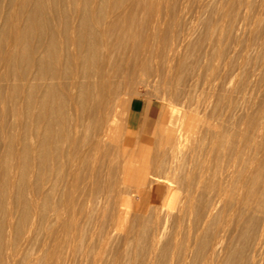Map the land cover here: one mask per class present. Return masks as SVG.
I'll list each match as a JSON object with an SVG mask.
<instances>
[{"label":"rangeland","instance_id":"rangeland-1","mask_svg":"<svg viewBox=\"0 0 264 264\" xmlns=\"http://www.w3.org/2000/svg\"><path fill=\"white\" fill-rule=\"evenodd\" d=\"M53 1L57 5L53 16L59 17L55 23L64 30L76 24L92 36L83 39L91 53L89 64L76 66L63 58L56 67L63 72L61 78H52V66L41 70L35 63L41 42L56 51L68 49L67 40H52L45 23L38 28L28 23L32 10L41 8L40 0H0V264H253L251 254L264 228V0H52L46 4ZM46 16L50 22L55 19ZM157 16L162 25L154 29ZM35 18L42 20L44 14ZM15 27L21 40L16 39ZM15 43L21 56L17 64L9 60ZM106 43L108 50H103ZM109 45L114 50L109 51ZM147 49L151 56L147 70L135 68ZM105 51H113L112 67L118 69V76L109 90L110 105L102 108L94 96H85L98 81L87 70L101 68ZM210 63L218 67L212 86L204 78ZM73 69L85 75L74 77ZM42 72L44 81L37 78ZM228 78L231 86L223 87ZM75 79H82L87 88L72 92L81 96V126L71 134L63 115L72 114L71 106L66 107L71 100L66 86ZM38 82L63 87L57 88L59 97L56 94L54 101L64 120L52 127L47 147H41L47 137L41 131L47 124L34 121L40 111ZM136 100H142L146 109L133 127L130 106ZM197 118L199 122L194 121ZM113 126L119 127L117 140L110 135ZM53 130L56 136L61 133L59 143ZM219 131L225 138L222 145L212 140ZM181 139H187L182 149L175 145ZM238 146L248 160L257 157L262 169L254 188L259 198L253 197L243 216L236 203L241 178L229 180L226 171L231 150ZM143 153L149 154V165L140 163ZM137 158L138 163L133 162ZM125 165L135 173L126 172ZM141 174L148 176L149 185ZM150 186L154 192L146 196ZM216 238L222 247L214 260Z\"/></svg>","mask_w":264,"mask_h":264},{"label":"bare ground","instance_id":"bare-ground-1","mask_svg":"<svg viewBox=\"0 0 264 264\" xmlns=\"http://www.w3.org/2000/svg\"><path fill=\"white\" fill-rule=\"evenodd\" d=\"M65 1V0H64ZM50 2H52V0H40V4L42 5L41 6V8L39 7V9H35V10H32V12H31V18L29 19L30 21H28V23L30 22V25L32 26V28H38L40 25L42 26L44 23H45V25H46V27L49 29V32L51 33V36H52V40H54L55 42H57V43H62V42H65L66 40V42H67V44H68V46H67V50L66 51H64V52H66L65 54L66 55H64V52L63 51H60V50H53V49H49L48 47H51L50 46V44H49V46L48 47H46V44H43L42 42H41V40H40V46H39V48H37V50L35 51L36 53L37 52H39V54H40V57H36L35 58V60H37V62H35L36 64H38V66H39V68H41V70H43L45 67L47 68L48 66L49 67H53V71H50V72H52V74H53V77H52V75H51V77L52 78H61L62 77V75L63 74H61V73H63L62 71H61V73L58 71V68H56V67H58V66H60V64L62 63V60H64V59H66V57H68L69 58V60H71L76 66H78V65H80L81 63L82 64H89L88 63V61H89V59H90V50H88L89 48H88V46H87V44H85L84 43V40L83 39H86V38H88L89 37V39H88V41L92 38V36H91V38H90V35H89V33L90 32H86L85 30H83L82 29V27L81 26H78V25H71V26H69V27H66V29L64 30V29H62L61 28V26L58 24V23H55L56 22V19H58L57 17H54L53 15L54 14H56L57 13V10H56V8H57V5H54L55 4V1H53V3L51 4V6H49L48 4H46V3H50ZM37 3V2H36ZM64 3V2H63ZM63 3H61V5L63 4ZM70 4H71V2H70ZM65 5V4H64ZM65 8H66V6H65ZM70 8V7H69ZM72 8V7H71ZM83 9V8H82ZM62 10V9H61ZM65 10V9H64ZM82 11V10H81ZM80 11V12H81ZM204 11V10H203ZM56 12V13H55ZM136 12V11H135ZM37 14H41V15H43L44 14V18L42 19V20H38V21H36V16H37ZM46 15H50V16H53L55 19L54 20H52V22H50L48 19H46L45 17H47ZM72 15V14H71ZM157 15V14H156ZM5 16V15H4ZM26 17V16H25ZM84 17V16H83ZM158 17V16H157ZM85 18V17H84ZM64 19H66V18H64ZM73 19V18H72ZM28 20V19H27ZM79 19H77V21H78ZM83 20V19H82ZM81 20V21H82ZM170 20V19H169ZM55 21V22H54ZM154 22H153V27H154V29H159L160 27H161V25H162V21H161V19L158 17V18H156L155 17V19L153 20ZM57 22H58V20H57ZM89 22V21H88ZM174 22V21H173ZM264 22V21H263ZM75 23H77V22H75ZM213 23V22H212ZM62 24H64V23H62ZM151 24V23H150ZM217 24V23H216ZM68 25V24H67ZM260 25V24H259ZM9 26V25H8ZM7 26V27H8ZM18 26V25H17ZM85 26V25H84ZM116 26V25H115ZM143 26V25H142ZM141 26V27H142ZM94 27V26H93ZM241 27V26H240ZM44 28V27H43ZM110 28H112V27H110ZM215 28V27H214ZM242 28V27H241ZM91 29V28H90ZM146 29V28H145ZM217 29V28H216ZM40 30H41V27H40ZM94 30V29H93ZM147 30V29H146ZM38 31H39V29H38ZM96 31V30H95ZM118 31V30H117ZM127 31V30H126ZM131 31V30H130ZM211 31V30H210ZM15 32H16V39H17V37H18V34L17 33H19V31H17V28L15 27ZM40 32V31H39ZM42 32H43V30H42ZM93 32V31H92ZM104 32V31H103ZM102 32V33H103ZM106 32V31H105ZM21 34V33H20ZM19 34V35H20ZM97 34V33H96ZM106 34V33H105ZM154 34V33H153ZM103 35V34H102ZM174 35V34H173ZM38 36V35H37ZM156 36V35H155ZM21 37V36H20ZM104 37V36H103ZM102 37V38H103ZM128 37H130L129 35H128ZM177 37V36H176ZM105 38V37H104ZM103 38V39H104ZM178 38H179V36H178ZM16 39H14V40H16ZM18 39H20L19 37H18ZM93 39H94V37H93ZM150 39V38H149ZM157 39V38H156ZM182 39V38H181ZM21 40V39H20ZM51 40V39H50ZM51 40V41H52ZM87 40V39H86ZM98 40V39H97ZM100 40V39H99ZM183 40V39H182ZM188 40V39H187ZM48 41V40H47ZM92 41V40H91ZM90 41V42H91ZM106 41V40H105ZM108 41V40H107ZM178 40H176V42H177ZM15 42V41H14ZM13 42V43H14ZM65 42V43H66ZM148 43L150 42L149 40L147 41ZM153 42H154V40H153ZM159 42V41H158ZM182 42V41H181ZM50 43V42H49ZM95 43V42H94ZM104 44H105V42H103ZM108 44H109V42H107ZM106 43V44H107ZM143 43H144V41H143ZM164 43V42H163ZM17 43H15L14 45H13V50H12V55L10 54V57H9V60H12L13 59V61H14V63H18V61H19V58L21 57L20 56V54H19V47H18V45H16ZM86 46H85V45ZM108 44L106 45V49H104V47H103V50H108ZM150 44H154V43H150ZM149 44V45H150ZM180 44V43H179ZM38 45V44H37ZM48 45V44H47ZM56 45V44H55ZM149 45H147L148 47H149ZM156 45V44H155ZM159 45V44H158ZM157 45V46H158ZM176 45V44H175ZM57 46V45H56ZM63 45H61V47H62ZM96 46V45H95ZM109 46H111V45H109ZM144 46V45H143ZM142 46V47H143ZM147 46H144V47H146V48H148ZM64 47V46H63ZM102 47V46H101ZM179 47V46H178ZM111 48H112V46L111 47H109V51L111 50ZM140 48V47H139ZM145 48V49H146ZM161 48V47H160ZM172 48H173V46H172ZM171 48V49H172ZM35 49V48H34ZM39 49V50H38ZM91 49V48H90ZM101 49V48H100ZM113 49V48H112ZM116 49V48H115ZM143 49V48H142ZM152 49H154V48H152ZM53 50V51H52ZM114 50V49H113ZM140 50V49H139ZM177 51H178V49H176ZM256 50V49H255ZM101 51H102V49H101ZM133 51V50H132ZM137 51H138V49H137ZM144 52H143V56H142V58H141V61H140V59L138 60V61H140L137 65H136V67L135 68H139V69H144V70H147V66H148V63H149V60H150V54H148V49H147V51L146 50H143ZM152 51V50H151ZM157 51V50H156ZM34 52V53H35ZM103 52V51H102ZM106 52L107 51H105V54H102V55H106ZM111 52H113V51H111ZM111 52H107V55H106V57L107 58H103V60L105 61V63L101 66V68L100 69H96L94 72H92V70H90L89 71V69L87 70L88 71V73L87 74H89V76H91L92 78H93V80L94 79H98V81H93V83L92 82H89V84H87V85H90V83H92L91 85H92V87H93V90H92V87H91V91H88V90H90V89H87V94H86V98H91V96L93 97H95L96 99H97V103H99L101 106H102V108L103 107H107L108 105H110L109 104V99H110V97H109V90L111 91V89H110V87H111V85H113L112 84V81L114 80V78L116 77V76H118V69L116 68V67H112L113 66V63H114V61H113V55H112V53ZM117 53H118V51H117ZM155 53V52H154ZM165 53H167V51L165 52ZM211 53V52H210ZM125 54V53H124ZM173 54V53H172ZM94 56H95V53H94ZM165 56H166V54H165ZM175 56V55H174ZM92 57V56H91ZM117 57H118V55H117ZM122 57V56H121ZM155 57V56H154ZM64 58V59H63ZM127 58V57H126ZM130 58V57H129ZM157 58H158V56H157ZM157 58H156V60H157ZM212 58V57H211ZM118 59V58H117ZM128 59V58H127ZM152 59H153V57H152ZM155 59V58H154ZM34 60V59H33ZM67 60V59H66ZM101 60V59H100ZM122 61H123V63H124V60H123V57H122V59H121ZM120 60V61H121ZM7 61V60H6ZM112 61H113V63H112ZM127 61V60H126ZM130 61H132V60H130ZM136 62H138L137 60H135ZM173 61V60H172ZM172 61H170L171 62V65H172ZM68 62V61H67ZM117 62V61H116ZM9 63H10V61H9ZM64 63H66L65 61H64ZM70 63V62H69ZM128 63V62H127ZM130 63V62H129ZM128 63V64H129ZM136 64V63H135ZM151 64V63H150ZM175 64V63H174ZM168 65H170V63L168 64ZM175 65H178V64H175ZM180 65V64H179ZM234 65V64H233ZM37 66V65H36ZM76 66H72V68H74V67H76ZM127 66V65H126ZM125 66V67H126ZM173 66V65H172ZM205 66V65H204ZM209 66V65H208ZM167 67V66H166ZM171 67V66H170ZM170 67H168L169 69H168V71L170 72ZM182 67V66H181ZM184 67V66H183ZM81 68V67H80ZM120 68V67H119ZM133 68H134V66H133ZM178 68V67H177ZM197 68V67H196ZM202 68H203V66H202ZM214 68H218V67H213L212 66V64L210 63V66H209V69H208V67H206V69H208L207 70V76L206 77H204V78H206V84L208 85H211L212 84V79H213V75H214ZM243 68V67H242ZM77 69V68H76ZM76 69H73L74 71H76ZM130 69H131V67H130ZM150 69V68H149ZM165 69V68H164ZM179 69V68H178ZM204 69H205V67H204ZM203 69V70H204ZM46 70H48V69H46ZM78 70V69H77ZM82 70V69H81ZM174 70V69H173ZM176 70V69H175ZM72 73L74 72V71H72V70H70ZM135 71V70H134ZM201 71V70H200ZM200 71H199V73H200ZM206 71V70H205ZM204 71V72H205ZM217 71V70H216ZM65 73H66V71H64ZM78 72H80V71H76L75 73H74V77L76 76V77H82V76H84L85 75V73H83L82 75L81 74H79ZM84 72V71H83ZM144 72V71H143ZM176 71H174V73H175ZM44 72H42L41 74L40 73H38L39 74V76L37 77L38 79H40V80H43L44 81V79H45V73L43 74ZM198 73V72H197ZM67 74V73H66ZM65 74V75H66ZM166 74H168V73H166ZM261 74V73H260ZM25 75V74H24ZM68 76H69V78L72 76V74L71 75H69V74H67ZM176 75V74H175ZM68 76H66V77H68ZM149 76V75H148ZM170 75H168V77H169ZM241 76V75H240ZM1 77V76H0ZM63 77H64V75H63ZM73 77V76H72ZM159 77V76H158ZM180 77V76H179ZM182 77V76H181ZM197 77V76H196ZM226 77V76H225ZM35 78V77H34ZM120 78V77H119ZM167 78V77H166ZM67 79V78H66ZM73 79V78H72ZM78 79V78H77ZM174 79V78H173ZM200 79V78H199ZM229 79V78H228ZM40 80H37V81H40ZM49 80V79H48ZM64 80V79H63ZM62 80V81H63ZM68 80V79H67ZM82 80V79H81ZM80 80V81H81ZM90 80V79H89ZM92 80V79H91ZM166 80V79H165ZM50 81V80H49ZM80 81H78V80H73V81H71V83L69 82V81H67V82H69L70 84L68 85V86H66V88H67V90H68V93H69V98L71 99L70 100V103L68 104V105H66V107L68 106H71V113L72 114H66V115H63V116H66V120H65V122H67V126H68V129H69V132L71 133H73V131L74 130H76V132H79V131H77V129H78V127H80L81 125H80V109H81V102H80V99H81V96L79 95L78 97H75V94H73L72 92H73V90H77V89H79L80 88V90L82 89V87H85L86 85V82H83V84H82V82L80 83ZM226 82L223 84V87H228V84L230 85V82H231V80L229 79L228 81L227 80H225ZM52 82V81H51ZM59 82V81H58ZM67 82H65V83H67ZM169 82V81H168ZM197 84V83H196ZM47 84H45V83H37V85H36V89H37V95H38V104H39V109H40V111H39V113L37 114V116H36V114L34 115V117H36L35 118V123L36 124H38L39 126H42V124H47V126H45V127H43V128H45V131H46V129H47V132H45L43 129V131H41V133H42V135H46L47 134V137H45V139H44V145H43V143H42V146L41 147H43V146H49V142H50V140H51V136H52V127L54 126V125H61V120L60 119H62V120H64L63 119V117L61 118L60 116V114H59V111H58V109H57V105L58 104H56V102L57 101H54V99H56L57 97H56V94H57V92H56V90H57V88L59 87H61V85H60V83L57 85V83H54V84H52V83H50V84H48L47 86H46ZM167 85V84H166ZM208 85V86H209ZM46 86V87H45ZM63 86H64V84H63ZM212 86V85H211ZM231 86V85H230ZM233 86V85H232ZM113 87V86H112ZM111 87V88H112ZM46 88V89H45ZM58 88V89H59ZM63 87H61L60 88V90L62 89ZM65 88V89H66ZM85 88H87V86L85 87ZM89 88V87H88ZM114 88V87H113ZM204 89H205V87H204ZM210 89H212L211 87H210ZM228 89V88H227ZM64 90V89H63ZM85 90V89H84ZM115 90V89H114ZM113 90V91H114ZM226 90V89H225ZM112 91V92H113ZM79 92V91H78ZM211 92V91H210ZM94 93V94H93ZM59 94V93H58ZM58 94H57V96H58ZM239 94V93H238ZM59 97V96H58ZM62 97V96H61ZM112 97H114V95L112 96ZM221 97V96H220ZM85 98V99H86ZM68 99V98H67ZM117 99V98H116ZM58 101H59V99H58ZM85 101V100H84ZM96 102V101H95ZM112 104V103H111ZM65 105V104H64ZM106 105V106H105ZM113 105V104H112ZM63 106H61V108H62ZM100 107V106H99ZM27 108V107H26ZM70 108V107H69ZM108 108H110V107H108ZM63 109V108H62ZM61 109V110H62ZM95 109V108H94ZM94 109H92V110H94ZM60 110V111H61ZM63 111V110H62ZM61 111V112H62ZM70 111H69V113H70ZM100 111V110H99ZM98 111V112H99ZM25 112V114H26V112L27 111H24ZM60 112V113H61ZM105 112V111H104ZM104 112L102 113V114H104ZM107 112V111H106ZM109 112V111H108ZM94 113V112H93ZM24 114V116H26ZM61 114H63V113H61ZM98 114V113H97ZM107 114V113H106ZM106 114H105V116H106ZM110 114V113H109ZM93 115H95V114H93ZM234 115V114H233ZM33 117V118H34ZM97 117V116H96ZM95 117V118H96ZM99 117H102V119H104L103 117L104 116H100L99 115ZM107 117V116H106ZM105 117V119L107 120V118ZM29 118V117H28ZM100 119V118H99ZM101 119V120H102ZM116 119H117V116H116ZM29 120V119H28ZM92 120V119H91ZM105 120V121H106ZM194 121H197V122H199L200 121V119L199 118H197L196 120L194 119ZM194 121H190V127H189V129H190V131H192V128L194 127V125H193V123H194ZM63 122V121H62ZM118 122V121H117ZM242 122V121H241ZM115 123V122H114ZM196 123V122H195ZM25 124V123H24ZM197 124V123H196ZM261 124V123H260ZM58 125V126H59ZM106 125V124H105ZM66 126V127H67ZM115 126H117V125H115ZM210 126V125H209ZM217 126V125H216ZM46 127H48V128H46ZM114 127V126H113ZM213 127V126H212ZM218 127V126H217ZM230 127V126H229ZM118 128L119 127H114V128H112V129H110V131H111V138H113V139H116L117 137H118ZM210 128H211V126H210ZM213 128H215V127H213ZM211 129V130H214V129ZM218 129V128H217ZM256 129V128H255ZM14 130V129H13ZM27 130V129H26ZM58 130H60V128L58 129ZM105 130V129H104ZM159 130V129H158ZM157 130V131H158ZM161 130H162V128H161ZM254 130V129H253ZM257 130V129H256ZM188 131V130H187ZM215 131H216V129H215ZM218 131V130H217ZM53 132H54V130H53ZM67 132V131H66ZM69 132H67L68 134H66L67 136L69 135ZM75 132V133H76ZM105 132V131H104ZM103 132V133H104ZM40 132L38 133V135H40L41 134ZM56 133H58V132H56ZM71 133V134H72ZM106 133V132H105ZM255 132L253 131V134H254ZM54 134H55V132H54ZM77 134V133H76ZM235 134V133H234ZM252 134V133H251ZM252 134V135H253ZM258 134V133H257ZM260 134V133H259ZM60 135H61V133H60ZM59 135V133H58V135L57 136H60ZM103 135H105V134H103ZM106 135H108V134H106ZM57 136H56V134H55V136L53 135V137L55 138L56 137V139H57ZM109 136V135H108ZM173 136V135H172ZM172 136H171V138H169V142H171L172 141V143H173V138H172ZM186 136H188V135H186ZM74 137H76L75 136V134H74ZM110 137V136H109ZM157 137V136H156ZM159 137V136H158ZM170 137V136H169ZM189 137V136H188ZM223 137H224V134H222L221 133V131H219V132H217V134H215V136H213V139L212 140H215V142H216V144L217 145H222V143H224L225 141V138L223 139ZM261 137V136H260ZM155 138V137H154ZM161 138V137H160ZM159 138V139H160ZM244 138V137H243ZM242 138V139H243ZM245 138H247V137H245ZM250 138V137H249ZM252 138V137H251ZM58 139H60V138H58ZM56 140V141H58V143H59V140ZM104 139V138H103ZM158 139V140H159ZM168 139V138H167ZM188 139V138H187ZM187 139H185V140H187ZM261 139H263V138H261ZM72 140V139H71ZM117 140V139H116ZM157 140V139H156ZM171 140V141H170ZM185 140L184 139H181V140H179L178 141V143H176L175 145L177 146L178 144H179V146L181 147V149H182V147L186 144H184V142H185ZM251 140V139H250ZM250 140H248L247 142H249ZM55 140L54 139H52V141L51 142H54ZM60 141H62V139H60ZM234 141V140H233ZM241 141V140H240ZM239 141V142H240ZM252 141V140H251ZM168 142V141H167ZM166 142V143H167ZM168 142V143H169ZM174 142H176L175 140H174ZM238 142V143H239ZM246 142V143H247ZM57 142L55 143L56 145L58 144ZM241 143V142H240ZM250 143V142H249ZM248 143V144H249ZM255 143V142H254ZM259 143H260V141H259ZM258 143V144H259ZM54 144V143H53ZM87 144V143H86ZM52 145V144H51ZM174 145V146H175ZM216 145V146H217ZM236 145V144H235ZM239 145V144H238ZM244 145V144H243ZM256 145V144H255ZM39 146H40V144H39ZM38 146V147H39ZM248 146V145H247ZM253 146V145H252ZM252 146H251V148H252ZM260 145H258V147H259ZM45 147V148H46ZM51 147H53V146H51ZM56 148H57V146H55ZM55 147H53L54 149H55ZM109 147V146H108ZM196 147H197V145H196ZM218 147V146H217ZM220 147V146H219ZM218 147V148H219ZM232 147V146H231ZM231 147H229V148H231ZM249 147V146H248ZM254 147V146H253ZM65 148H66V146H65ZM177 148H179V147H177ZM195 148V147H194ZM213 148V147H212ZM245 148V145H244V147H243V149ZM250 148V149H251ZM47 149V148H46ZM45 149V150H46ZM54 149H52V150H54ZM180 149V148H179ZM231 149H233V148H231ZM246 149V148H245ZM244 149V150H245ZM99 150V149H98ZM178 150V149H177ZM255 150V149H254ZM181 151H183V154H184V150H181ZM186 151V150H185ZM246 151V150H245ZM258 151H259V149H258ZM49 152V151H48ZM140 152V151H139ZM204 152V151H203ZM231 157H229L230 159L228 160V164H227V169H226V171H229L230 172V174H228L229 175V180H232L231 178H233V177H239V178H241L240 180H239V182H241V187H240V192H239V194L237 195V198H236V200H237V207L239 208V210H238V212H239V214L241 215V216H243V213H244V209H249L248 207H249V205L251 206V201H253V197H256L257 196V189H254V188H256V186L259 184V182H260V178H261V172H262V169H261V166H260V164L256 161L257 160V157H254V155H253V157L254 158H256V160H254V159H247V158H245L243 155H242V153L244 154V151L242 150L241 151V146L239 147H236V149L234 150H231ZM247 152V151H246ZM250 152V151H249ZM24 153V152H23ZM53 153V152H52ZM180 153H182V152H180ZM248 153V152H247ZM255 153H257V152H255ZM254 153V154H255ZM54 154V153H53ZM196 154V153H195ZM205 154V153H204ZM208 154V153H207ZM259 154V153H258ZM41 155V154H40ZM46 155V154H45ZM198 155V154H197ZM83 156V155H82ZM138 156V155H137ZM141 156H143V157H141V162L140 163H142L144 166L145 165H149L150 164V157H149V154L148 153H143V155H141ZM194 156V155H193ZM248 156V158H249V155L247 154L246 155V157ZM53 157H55V156H53ZM79 158L81 157V156H78ZM106 157V156H105ZM184 157V156H183ZM189 157V156H188ZM195 157V156H194ZM251 157V156H250ZM262 157V156H261ZM23 158V157H22ZM39 158V157H38ZM252 158V157H251ZM131 159V158H130ZM191 159H193V158H191ZM195 159V158H194ZM26 160H28V159H26ZM133 160V162H135V163H138V161H139V159L137 158V159H132ZM199 160V159H198ZM198 160H196L198 163H199V161ZM203 160V159H202ZM80 161V160H79ZM201 161V160H200ZM48 162V161H47ZM132 162V163H133ZM203 163V162H202ZM217 163V162H216ZM41 164V163H40ZM142 164H140V165H142ZM207 164V163H206ZM206 164H204L205 166H206ZM226 164V163H225ZM128 165V164H127ZM127 165H125L126 167H127V170H126V167L124 166L123 168H125L124 170H126V172H128V170L129 171H131V172H129L130 174L131 173H133L134 171L131 169V167H130V169H128V166ZM138 165V164H137ZM264 165V164H263ZM80 166V165H79ZM78 166V167H79ZM136 166V165H135ZM138 167V166H137ZM80 168V167H79ZM198 168H201V167H198ZM205 168V167H204ZM203 168V169H204ZM26 169V168H25ZM202 169V170H203ZM208 169V168H207ZM172 170V169H171ZM201 170V171H202ZM133 171V172H132ZM205 171V170H204ZM214 171V170H213ZM264 171V170H263ZM21 172V171H20ZM125 172V171H124ZM123 172V174H126V175H128L127 177H129V173L127 174V173H124ZM190 172V171H189ZM210 172V171H209ZM74 173V172H73ZM135 173V172H134ZM219 173V172H218ZM77 174H78V172H77ZM76 174V175H77ZM136 174H137V172H136ZM135 174V175H136ZM140 174V173H139ZM208 175V174H207ZM216 175V174H215ZM75 176V175H74ZM131 176V175H130ZM134 176V175H133ZM132 176V177H133ZM137 176H138V174H137ZM140 176V178H141V176H142V178H143V175L141 174V175H139ZM145 176V175H144ZM219 176V175H218ZM145 177H148L147 175L145 176ZM145 177L142 179L145 183L147 182L146 180H147V178L145 179ZM135 178H136V176H135ZM165 178V177H164ZM201 178H202V180H203V177L201 176ZM66 179V178H65ZM213 179V178H212ZM263 179V178H262ZM140 180V179H139ZM139 180L137 181L139 184L140 183H142L143 184V182H139ZM141 180V181H142ZM226 180H228V179H226ZM228 180V181H229ZM158 181V180H157ZM159 181H161V179L159 180ZM162 181H163V179H162ZM207 181V180H206ZM236 181V180H235ZM235 181H233V183L235 182ZM150 182H152V180H150ZM224 182V181H223ZM232 182V181H231ZM230 182V183H231ZM238 182V183H239ZM264 182V181H263ZM155 183V182H154ZM226 183V182H225ZM224 183V184H225ZM237 183V182H236ZM235 183V184H236ZM141 184V185H142ZM147 184H148V182H147ZM146 184V185H147ZM152 184V183H151ZM212 184V183H211ZM261 184V183H260ZM121 185V184H120ZM149 185V184H148ZM203 185V184H202ZM234 185V184H233ZM239 185V184H238ZM143 186H145V185H143ZM236 186V185H235ZM240 186V185H239ZM260 186V185H259ZM74 187V186H73ZM229 187H232V186H229ZM234 187V186H233ZM238 187V186H237ZM261 187V186H260ZM145 188H146V186H145ZM224 188H226V187H224ZM257 188H258V186H257ZM110 189V188H109ZM142 190V189H141ZM140 189L138 190L139 192L141 191ZM145 190V189H144ZM226 190H227V188H226ZM236 190H238V189H236ZM76 191V190H75ZM137 191V192H138ZM143 191V190H142ZM141 191V192H142ZM147 192H146V196H147V194L149 193V192H154V187H152L151 188V186H150V188H148L147 187V190H146ZM228 191V190H227ZM226 191V193H228ZM235 191V190H234ZM234 191H232V192H234ZM231 192V191H230ZM130 193V192H129ZM132 193V192H131ZM235 193V192H234ZM140 194V193H139ZM142 194V193H141ZM140 194V195H141ZM229 194V193H228ZM236 194H237V191H236ZM262 194H264V193H262ZM119 195V194H118ZM234 195V194H233ZM233 195H232V197H233ZM261 195V194H260ZM129 196V195H128ZM142 196H143V198H144V196H145V194H142ZM230 196V195H229ZM236 196V195H235ZM264 196V195H263ZM263 196H262V198H263ZM97 197V196H96ZM231 197V198H232ZM258 197V196H257ZM261 197V196H260ZM234 198V197H233ZM259 198V197H258ZM143 200H146V199H143ZM94 201V200H93ZM256 201V200H255ZM115 205V204H114ZM21 206V205H20ZM25 206V205H24ZM85 206V205H84ZM154 206V205H153ZM184 206V205H183ZM145 207V206H144ZM21 208V207H20ZM187 208V207H186ZM104 209H105V207H104ZM117 209V208H116ZM237 211V210H236ZM149 212V211H148ZM11 213V212H10ZM14 214V212L12 211V214H11V216H14L13 215ZM73 217V216H72ZM75 217V216H74ZM10 217H8V219H9ZM72 219V218H71ZM118 219V218H117ZM121 219V218H120ZM208 219V218H207ZM211 220V219H210ZM213 220V219H212ZM208 221V220H207ZM207 221H205V222H207ZM204 222V223H205ZM118 223V222H117ZM120 223V222H119ZM208 223V222H207ZM70 229V228H69ZM9 230H10V228H9ZM218 235H216V237H217ZM220 237V236H219ZM222 238V237H221ZM220 238V239H221ZM217 239V238H216ZM218 240V239H217ZM222 241H217V243H216V245L214 246V248H213V250H212V258L215 260V259H218V258H214L213 256H218L217 255V253L219 252L218 251V249L220 250V247H222L221 246V243ZM155 246V245H154ZM63 247V246H62ZM12 249V248H11ZM156 249V248H155ZM254 249V252H253V255L251 254V256H252V262L251 263H253V264H262L263 263V255H264V228L262 229V232H261V234L259 235V237H258V239H257V241H256V244H255V247L253 248ZM152 250V249H151ZM218 251V252H217ZM210 254H211V252H209ZM220 254V253H219ZM251 256H250V258H251ZM211 258V257H210ZM205 260V259H204ZM211 263V262H210ZM215 262H213V264H214ZM224 264V263H223Z\"/></svg>","mask_w":264,"mask_h":264},{"label":"crops","instance_id":"crops-1","mask_svg":"<svg viewBox=\"0 0 264 264\" xmlns=\"http://www.w3.org/2000/svg\"><path fill=\"white\" fill-rule=\"evenodd\" d=\"M146 105L142 100H136L132 102L130 106V123L131 126L135 127L136 124L142 121L145 113Z\"/></svg>","mask_w":264,"mask_h":264}]
</instances>
